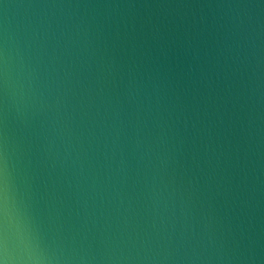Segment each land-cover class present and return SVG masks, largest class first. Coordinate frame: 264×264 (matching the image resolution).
<instances>
[{"label": "water", "instance_id": "obj_1", "mask_svg": "<svg viewBox=\"0 0 264 264\" xmlns=\"http://www.w3.org/2000/svg\"><path fill=\"white\" fill-rule=\"evenodd\" d=\"M0 190L10 264H264V0H0Z\"/></svg>", "mask_w": 264, "mask_h": 264}, {"label": "clouds", "instance_id": "obj_2", "mask_svg": "<svg viewBox=\"0 0 264 264\" xmlns=\"http://www.w3.org/2000/svg\"><path fill=\"white\" fill-rule=\"evenodd\" d=\"M4 200H5L4 215L6 216V201H7V197L6 196H5ZM0 248H2V246H0ZM0 264H10V261H9V259L7 257L6 249L0 251ZM68 264H71V262L69 261Z\"/></svg>", "mask_w": 264, "mask_h": 264}, {"label": "snow or ice", "instance_id": "obj_3", "mask_svg": "<svg viewBox=\"0 0 264 264\" xmlns=\"http://www.w3.org/2000/svg\"><path fill=\"white\" fill-rule=\"evenodd\" d=\"M0 191H2V190H0Z\"/></svg>", "mask_w": 264, "mask_h": 264}]
</instances>
